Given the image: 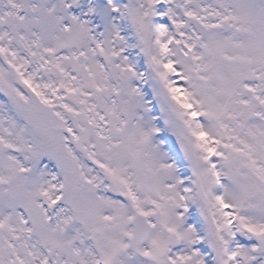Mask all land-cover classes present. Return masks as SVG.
Here are the masks:
<instances>
[{
    "label": "snow or ice",
    "instance_id": "obj_1",
    "mask_svg": "<svg viewBox=\"0 0 264 264\" xmlns=\"http://www.w3.org/2000/svg\"><path fill=\"white\" fill-rule=\"evenodd\" d=\"M0 264H264V0H0Z\"/></svg>",
    "mask_w": 264,
    "mask_h": 264
}]
</instances>
